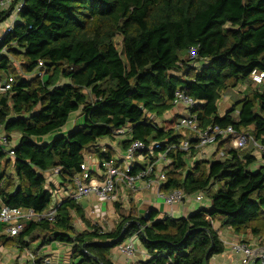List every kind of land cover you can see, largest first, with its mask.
I'll return each instance as SVG.
<instances>
[{
    "label": "trees",
    "instance_id": "trees-1",
    "mask_svg": "<svg viewBox=\"0 0 264 264\" xmlns=\"http://www.w3.org/2000/svg\"><path fill=\"white\" fill-rule=\"evenodd\" d=\"M22 1L4 43L7 55L0 54V82L14 81L0 94V133L18 138L14 159L0 147V208L47 211L56 197L45 190L43 174L58 168L59 181H71L80 174L85 150L125 126L132 141L176 146L168 154L164 189L204 191L210 208L180 220H156L155 212L146 219L122 217L104 234L76 232L72 217H83V210L65 201L54 222L30 223L15 238L0 235V248L23 247L25 239L58 242L71 246L73 264H112L111 250L136 234L150 256L145 264H210L224 251L214 224L264 239V153L255 169L252 152L234 150L226 140L218 145L223 161L191 166L196 142L174 131L179 118L161 128L151 121L170 110L180 90L204 103L194 111L200 130L232 126L264 144V78L260 88L251 81L253 71L264 76V0ZM6 17L0 13V26ZM190 48L197 50L194 61L183 58ZM201 61V69L192 66ZM39 62L45 78H23ZM239 85L249 91L236 92ZM225 97L231 104L220 116ZM75 113L80 124L60 134ZM183 140L191 144L188 152L178 149Z\"/></svg>",
    "mask_w": 264,
    "mask_h": 264
},
{
    "label": "built area",
    "instance_id": "built-area-1",
    "mask_svg": "<svg viewBox=\"0 0 264 264\" xmlns=\"http://www.w3.org/2000/svg\"><path fill=\"white\" fill-rule=\"evenodd\" d=\"M23 6V1L14 3V0H0V13H7L0 26V54L7 55V48L4 45L7 37L13 33V28L18 21V13ZM188 58L194 61L197 58L196 48H190ZM201 63L198 62L192 66L199 70ZM46 75L44 66L41 62L30 75H25L23 78H39L44 79ZM263 74L253 71L251 73V81L254 86L262 85ZM12 78H6L0 82V94L10 91ZM172 106L181 107L183 113L179 115V121L175 126L177 131H187L192 135L196 145L194 150L197 151L198 156L204 159V148L217 146L219 143L228 140L230 147L234 150H250L256 152L258 156L264 153V144L254 140L249 134L238 133L232 126L225 128L218 125H209L204 130L198 127L197 117L194 111L198 108V102L188 97L184 92L176 90L172 99ZM132 130L129 127H122L114 130L113 136L120 140H126L128 143L122 156L114 161L113 158L105 159L100 163L102 170V180L99 183H86L89 178V170L85 162L80 165V174L75 178L76 190L67 193V196L59 190L53 191L54 194L61 192L68 201L78 203L81 199L93 197L100 202L114 203L123 202L126 193H139L142 191H153L156 197L168 208V219H176V209L184 205L187 201H193L197 204L203 203L206 199V192L201 191L196 194L187 195L183 190H172L164 192L162 188L167 183V173L171 162L168 154L174 151L177 147L167 145L162 147L160 143L154 142L151 144H144L141 141H132ZM17 137L8 136L0 133V147L10 159H14L13 148L15 146ZM178 149L188 152L191 149V144L188 140H183L178 145ZM142 161V165L138 166L137 162ZM60 169L53 171L54 176H58ZM124 195V197L122 196ZM57 197V196H56ZM57 207H51L44 212H36L32 209L9 208L2 206L0 208V227L9 238H15L20 235L25 227L30 223H52L56 217ZM137 235L133 238L126 239L116 246L117 252L127 258L132 259L137 252L135 240ZM225 249L231 254L238 256L239 264H253L261 256L257 253L250 243L239 240L238 238H231L222 240ZM30 259H34L33 254L27 255ZM43 264H49L48 260H44Z\"/></svg>",
    "mask_w": 264,
    "mask_h": 264
},
{
    "label": "crops",
    "instance_id": "crops-1",
    "mask_svg": "<svg viewBox=\"0 0 264 264\" xmlns=\"http://www.w3.org/2000/svg\"><path fill=\"white\" fill-rule=\"evenodd\" d=\"M122 40V39H121ZM256 88V86H254ZM260 88V87H257ZM240 92V91H239ZM222 101V102H221ZM218 104L219 115L223 116L227 109L221 111V107L229 104V98L225 97ZM198 106L203 105V102L197 101ZM225 102L224 104L221 103ZM231 104V103H230ZM221 111V113H220ZM181 107L172 106L170 110L164 114V116L159 119L152 116V120L154 125L161 128L163 126L164 121L170 120L173 117H178L182 114ZM81 116L78 113H75L69 119L67 125L63 127L59 133L63 134L66 132L72 131L76 126L80 124ZM129 127L130 126H125ZM181 134L187 133L191 138L192 135L187 131H177ZM13 137H17V135H11ZM193 139V138H192ZM48 141V138L44 139ZM18 142L15 140V145ZM129 142L126 140H120L112 136L103 138L98 140L95 144L88 147L83 154V162L88 167L89 170V178L86 183L92 181V183H99L102 180L101 176V168L100 163L109 158H113L114 161L118 160L122 154L124 153ZM219 145V144H218ZM207 147L204 148V159H201L198 156V152L196 151L195 156L188 161L189 165L193 166L194 161H208V162H216L223 161L225 158L224 153L219 149V146ZM252 152V151H250ZM254 157L256 158V162L254 165L255 169H258L261 166V162L259 160V156L256 152H252ZM138 166L142 165V161L137 162ZM58 169V168H56ZM55 170V169H54ZM47 172L43 174V178L45 179V190L49 192H53L56 190L62 191L66 196L69 192H74L76 190V182L75 178H78V174L69 182L61 183L58 179V176H54L53 171ZM162 188L164 192H168V190ZM61 192V196L59 194H54L56 199L53 200L51 207H59L65 201H68V197L63 195ZM124 197V195H122ZM93 197L83 198L77 204L83 210V217L73 216V228L76 232H98V233H110L115 227L120 223L122 217H131L132 219H140L147 218L149 213L155 212L157 215L156 220H165L167 219L168 208L156 197L155 192L153 191H142L139 193H126L125 200L126 204L123 202H114V203H104L97 201L96 199H92ZM204 203H206L205 209L208 210L210 208V201L208 197L203 201V203H195L193 201H187L184 205L178 207L175 212V218L172 220H180L188 218L192 213L201 210V208L197 209V206L201 207ZM3 206V205H2ZM1 206V207H2ZM49 207V208H51ZM88 223V224H87ZM214 228L217 231L219 239L227 240L231 238H243L242 236H238L233 234L230 230L221 228L219 224H214ZM0 235H5L4 230L0 227ZM135 234H133L130 238H133ZM8 237V236H7ZM129 239V238H128ZM246 241L252 244V248L258 252L257 256H261L260 260L264 262V246H259L263 242L264 239L260 241L257 238H245ZM28 245H13L11 247L0 248V264H43L44 260H48L49 264H73L72 262V251L71 246L68 244H62L58 242H51L48 244H41L40 241L30 242L28 240H24ZM125 241V240H124ZM137 246L136 255L132 259H127L121 256L116 247L111 250L110 255L108 257L109 261L112 264H145L150 260V256L146 253L138 238L135 240ZM35 244L36 248L32 249L31 245ZM222 254L216 255L212 257L210 260V264H239L238 256L231 254L228 250L225 249ZM33 254L34 259H30L27 255Z\"/></svg>",
    "mask_w": 264,
    "mask_h": 264
},
{
    "label": "rangeland",
    "instance_id": "rangeland-1",
    "mask_svg": "<svg viewBox=\"0 0 264 264\" xmlns=\"http://www.w3.org/2000/svg\"><path fill=\"white\" fill-rule=\"evenodd\" d=\"M122 38H121V36H117L116 38H115V40H114V44H115V46H116V49L119 51V53H121L122 52V40H121ZM187 54H185L184 56H183V58L185 59V58H187ZM178 77H180V74L179 75H177ZM264 88V87H263ZM238 91H240V93L241 94H246L249 90H248V87L247 86H245V85H239L238 86V88L236 89V92H238ZM222 102V101H221ZM225 102H223V103H221V106H222V104H224ZM229 107H230V101H229V104H228V106H226V105H224V106H222L221 107V111L222 110H224V109H229ZM221 111H220V113H221ZM218 187H219V184H215L213 187H212V190L213 191H216L217 189H218ZM205 207H206V203H204L201 207H199V206H197V209H199V208H201V209H205ZM245 238H247V237H243V238H238L239 240H242V241H244V242H246V239ZM252 245V244H251ZM259 246H264L263 245V242L261 243V245H259ZM31 248L32 249H35L36 248V246H35V244H32L31 245Z\"/></svg>",
    "mask_w": 264,
    "mask_h": 264
}]
</instances>
